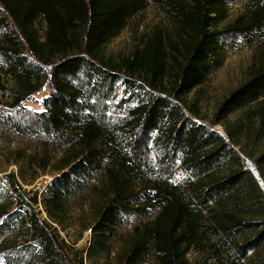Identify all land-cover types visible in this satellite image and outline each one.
I'll return each instance as SVG.
<instances>
[{
	"label": "trees",
	"instance_id": "16d2710c",
	"mask_svg": "<svg viewBox=\"0 0 264 264\" xmlns=\"http://www.w3.org/2000/svg\"><path fill=\"white\" fill-rule=\"evenodd\" d=\"M151 2L170 16L177 38L157 29L143 35L134 52L122 60L106 57V44ZM0 3L19 32L8 31L0 40L5 73L18 84L12 105L30 98L46 77L53 88L45 110L36 113L35 123L24 126L16 122L14 127L26 135L54 137L70 132L75 135L73 144L77 143L62 156L57 167L60 174L40 196L38 191L24 189L15 172L5 174L0 189V248L10 254L8 264H68L57 248L61 238L57 225L65 222L68 199L82 188L79 178L102 170L106 159L112 193L92 227L89 252L105 250L124 213L145 205L156 208L158 215L143 231L135 228L121 264H140L148 251L160 264H264V190L232 146L239 144L238 129L233 131L227 123L230 114L258 102L263 127L255 139L264 138V62L217 108L212 124L224 125L228 139L196 122L191 115L200 118L197 103L189 105L185 98L218 63L222 49L218 24L226 17L224 0ZM40 18L45 24L43 38L36 28ZM6 25L7 17H1L0 27ZM228 26L246 34L264 32V0H254L246 14ZM121 73L158 92L129 111L123 129L129 130V135L158 131L157 143L166 152L164 165L180 161L179 168L189 174L185 182L174 183L164 175L148 178L144 160L126 152L116 133L101 119L85 113L93 107L82 101L83 92L73 80L86 75L103 89L112 87ZM2 91L6 87L0 79ZM244 153L254 159L264 181V148H245ZM120 169L122 179L118 177ZM131 177H135L134 183ZM137 187L138 192L134 190ZM40 202L49 221L40 217ZM192 252L200 259L190 261Z\"/></svg>",
	"mask_w": 264,
	"mask_h": 264
},
{
	"label": "rangeland",
	"instance_id": "374dc122",
	"mask_svg": "<svg viewBox=\"0 0 264 264\" xmlns=\"http://www.w3.org/2000/svg\"><path fill=\"white\" fill-rule=\"evenodd\" d=\"M224 1L226 17L218 24V37L222 45L218 63L207 70L204 82L185 98L189 105H192L193 102L197 103L201 116L197 118L191 115L196 122L202 123L212 130H217L226 137L224 125L212 124L215 113L219 104L233 90L248 80L257 68L262 66L264 62V32L246 34L228 26L233 24L238 17L245 15L254 0ZM1 17H7V25L0 27V40L8 31H13L18 35L16 24L0 3ZM36 28L39 37L43 38L45 33L43 19L40 18L37 21ZM157 29H162L165 35L170 33L171 36L177 38L170 16L161 6L151 2L145 9L134 15L128 21L127 26L106 44L104 53L113 61L122 60L123 57L134 52L143 35H149ZM5 67L4 56L0 52V79L6 87V91L0 93V189H2L5 174L15 172L24 189L38 191L40 196L60 174L57 167L69 147L77 144H73L76 141L75 135L63 132L53 137L39 133L26 135L18 132L14 124L21 122L25 126L35 123L36 113L45 110V101L52 93L53 88L46 77L38 91L14 107L12 105L13 95L18 89V84L14 77L5 73ZM73 81L83 92L82 101L89 102L93 107L85 113H90V115L101 119L116 133V139L123 143L126 152L135 155L136 159L144 160L143 168L148 178L160 175L170 176L174 183L185 182L189 178V174L179 168L180 161L164 165L163 159L166 152L157 143L158 131H153L150 134L138 132L129 135V130L123 129V124L129 117V111L158 95V92H154L145 83L128 80L124 73L119 75L112 87L106 85L103 89L102 86L96 84L94 79L89 78L88 80L86 75L81 74ZM257 103L253 102L230 114L228 122L226 121L232 124L233 131L237 132L238 129L239 144L232 143V146L244 160L245 148L249 150L264 148V138L258 139V141L255 139L258 130L263 127L257 112L258 109H256ZM183 108L190 116L186 105H183ZM236 123H239V126H236ZM71 140L73 141L70 142ZM246 157L248 158V156ZM109 164V160L106 159L103 162L102 170L94 171V174L88 177H80L79 187L82 188L66 203L65 222L57 225L61 235L57 248L64 255L68 264H121V256L130 244L132 235L136 233L135 228L138 226L143 231L153 223L158 215L156 208L140 205L139 210H134L137 206H133L132 212L124 213L121 222L113 228L105 250L98 254L89 252L93 239L92 227L107 196L112 193L111 180L106 175ZM118 177L120 179L124 177V172L121 169L118 172ZM134 180L135 177H131L132 183ZM134 190L138 192L139 187ZM38 205L40 217L49 221L42 203L40 202ZM9 255L6 249L0 248V264H8V260L11 259ZM188 258L190 261L200 259L199 255L194 252L189 253ZM22 264L27 263L23 262ZM140 264L160 263L155 254L148 251Z\"/></svg>",
	"mask_w": 264,
	"mask_h": 264
},
{
	"label": "built area",
	"instance_id": "2783aa9c",
	"mask_svg": "<svg viewBox=\"0 0 264 264\" xmlns=\"http://www.w3.org/2000/svg\"><path fill=\"white\" fill-rule=\"evenodd\" d=\"M245 158V163L247 164L248 168L251 169L253 171V173H255V171L257 170L254 163L252 162V160L248 159L245 155H243Z\"/></svg>",
	"mask_w": 264,
	"mask_h": 264
},
{
	"label": "water",
	"instance_id": "95a60500",
	"mask_svg": "<svg viewBox=\"0 0 264 264\" xmlns=\"http://www.w3.org/2000/svg\"><path fill=\"white\" fill-rule=\"evenodd\" d=\"M254 175L256 176V178L259 180L260 186L262 187V189L264 190V181L262 180V178L260 177V175H257L254 173Z\"/></svg>",
	"mask_w": 264,
	"mask_h": 264
},
{
	"label": "bare ground",
	"instance_id": "6f19581e",
	"mask_svg": "<svg viewBox=\"0 0 264 264\" xmlns=\"http://www.w3.org/2000/svg\"><path fill=\"white\" fill-rule=\"evenodd\" d=\"M255 174L259 175V172H258V170H256V171H255Z\"/></svg>",
	"mask_w": 264,
	"mask_h": 264
}]
</instances>
